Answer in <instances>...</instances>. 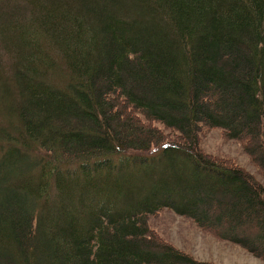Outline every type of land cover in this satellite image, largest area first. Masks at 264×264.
I'll list each match as a JSON object with an SVG mask.
<instances>
[{"label":"trees","instance_id":"obj_1","mask_svg":"<svg viewBox=\"0 0 264 264\" xmlns=\"http://www.w3.org/2000/svg\"><path fill=\"white\" fill-rule=\"evenodd\" d=\"M0 117V264H211L152 235L162 207L264 259V231L194 196L264 225V187L198 137L221 127L264 167V0H0ZM147 163L166 175L136 181Z\"/></svg>","mask_w":264,"mask_h":264},{"label":"rangeland","instance_id":"obj_2","mask_svg":"<svg viewBox=\"0 0 264 264\" xmlns=\"http://www.w3.org/2000/svg\"><path fill=\"white\" fill-rule=\"evenodd\" d=\"M9 71L10 69L6 70L4 77ZM5 79L9 81L7 78ZM51 80L54 83V79ZM55 81L57 82V80ZM154 123L156 124L157 122ZM157 124L159 125L160 123ZM161 135L172 136L173 133L170 129L164 128ZM226 135V130L221 127H207V125H204L198 131L199 148L212 158L250 173L264 187V167H260L256 162H253L251 156L247 154L248 152L244 151L242 139H233ZM160 167L161 165L153 167V165L147 163L146 168L151 170L149 176L141 177L136 181L146 185L161 174L166 175V173H162L165 169L161 170ZM133 168L130 167L131 173L134 171ZM130 174L120 177L118 182L121 184L132 183L133 180L129 179L128 176ZM216 187L208 183V185L205 184L201 187L203 188L201 193L194 194V196L199 198L197 207L202 211L207 221H212L215 218L219 219L220 224L218 226H220L221 230L229 229L238 237H244L254 245L259 240L257 236L264 231V225L261 224L260 217L258 214H251L250 211H247L246 208L248 207L245 204H238L239 209H244L242 210L244 217L236 220L232 213H228L230 210L229 206L226 207L220 202L222 199L217 196L216 192L218 189ZM210 188H213V193L210 192L211 194L209 193ZM134 190L132 188L131 192ZM92 192H95V189H92ZM227 198L229 199V194ZM213 199L219 200L212 202ZM49 201L52 202L51 199ZM147 220L151 233L155 238L191 255L196 260L207 261L211 264H264L263 258L251 253L235 242L217 237L212 230L202 227L188 215L175 213L169 207H162L154 214L148 215Z\"/></svg>","mask_w":264,"mask_h":264}]
</instances>
